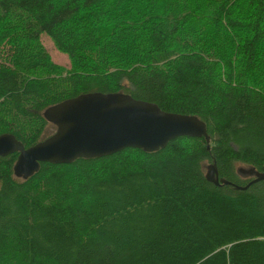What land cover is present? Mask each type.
<instances>
[{"label":"trees","instance_id":"16d2710c","mask_svg":"<svg viewBox=\"0 0 264 264\" xmlns=\"http://www.w3.org/2000/svg\"><path fill=\"white\" fill-rule=\"evenodd\" d=\"M0 58V134L26 148L55 130L45 108L90 92L195 115L209 136L26 179L18 152L0 156V264H264V179L235 187L254 179L240 167L264 173V0H0Z\"/></svg>","mask_w":264,"mask_h":264},{"label":"water","instance_id":"95a60500","mask_svg":"<svg viewBox=\"0 0 264 264\" xmlns=\"http://www.w3.org/2000/svg\"><path fill=\"white\" fill-rule=\"evenodd\" d=\"M44 118L55 126L48 137L30 147L11 133L0 134V156L18 152L13 174L26 179L38 171L40 163L68 164L76 158H99L125 148L157 151L177 137L209 136L205 123L195 115L161 110L157 104L133 98L123 92H90L65 99L43 111ZM209 145V144H208ZM243 174L253 175L251 183L264 179L254 168L240 167ZM205 177L219 185L215 163L207 166Z\"/></svg>","mask_w":264,"mask_h":264},{"label":"rangeland","instance_id":"374dc122","mask_svg":"<svg viewBox=\"0 0 264 264\" xmlns=\"http://www.w3.org/2000/svg\"><path fill=\"white\" fill-rule=\"evenodd\" d=\"M40 42L45 47L46 51L50 54L51 59L54 63L62 66L63 68L70 67V58H68L67 54L59 51L53 44L52 40L45 34L40 35ZM3 58H0V62ZM47 130L45 131L44 136H46L49 132H52L53 129L50 125H47Z\"/></svg>","mask_w":264,"mask_h":264}]
</instances>
